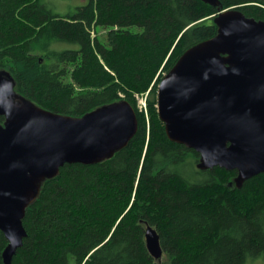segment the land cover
<instances>
[{"label":"trees","instance_id":"1","mask_svg":"<svg viewBox=\"0 0 264 264\" xmlns=\"http://www.w3.org/2000/svg\"><path fill=\"white\" fill-rule=\"evenodd\" d=\"M218 1L81 0L61 14L45 0H0V70L16 92L70 117L125 100L139 124L111 159L67 164L43 184L12 264H262L264 173L239 189L237 171L200 170V154L170 141L158 113L162 79L216 36L220 11L264 21V0ZM7 245L0 231V264Z\"/></svg>","mask_w":264,"mask_h":264},{"label":"water","instance_id":"2","mask_svg":"<svg viewBox=\"0 0 264 264\" xmlns=\"http://www.w3.org/2000/svg\"><path fill=\"white\" fill-rule=\"evenodd\" d=\"M219 7L218 0H201ZM217 34L187 50L164 76L159 118L170 141L200 154L198 168L237 171V188L264 173V21L238 9L220 11ZM0 70V231L8 241L2 258L12 264L27 232V209L43 184L69 164L91 166L125 149L138 132L128 101L100 107L83 117L47 111L15 90ZM147 248L161 262L155 229Z\"/></svg>","mask_w":264,"mask_h":264},{"label":"rangeland","instance_id":"3","mask_svg":"<svg viewBox=\"0 0 264 264\" xmlns=\"http://www.w3.org/2000/svg\"><path fill=\"white\" fill-rule=\"evenodd\" d=\"M50 7H52L54 10L58 11L61 14L67 13L70 8L79 6L78 2H81V0H45ZM140 97L138 100L141 101ZM138 101V105H140ZM261 261H255L252 264H260ZM250 264V263H248ZM264 264V261L262 262Z\"/></svg>","mask_w":264,"mask_h":264},{"label":"built area","instance_id":"4","mask_svg":"<svg viewBox=\"0 0 264 264\" xmlns=\"http://www.w3.org/2000/svg\"><path fill=\"white\" fill-rule=\"evenodd\" d=\"M140 97H142L141 101L138 100ZM137 101H139L140 103V105H138L139 110L147 114L148 112L147 96H137Z\"/></svg>","mask_w":264,"mask_h":264}]
</instances>
